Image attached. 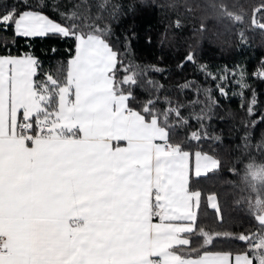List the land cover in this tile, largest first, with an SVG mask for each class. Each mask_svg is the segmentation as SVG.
Returning a JSON list of instances; mask_svg holds the SVG:
<instances>
[{
  "label": "snow or ice",
  "instance_id": "1",
  "mask_svg": "<svg viewBox=\"0 0 264 264\" xmlns=\"http://www.w3.org/2000/svg\"><path fill=\"white\" fill-rule=\"evenodd\" d=\"M219 10L243 20L225 4ZM261 12L264 0L251 21L264 30L255 18ZM60 15L58 22L32 6L0 12V32L74 41L58 77L36 79L41 65L31 53L0 54V264H264V166L250 163L244 176L255 194L246 202L257 231L205 228L189 162L194 155L199 178L221 161L172 140L173 129L187 123L181 106L158 96L133 106L142 73L129 63L117 79L122 61L106 39L107 25L86 23L91 18L76 11ZM0 41L7 50L8 39ZM186 59L193 62L194 54ZM218 90L227 95L222 85ZM256 104L253 92L249 116ZM202 131L190 137L199 141ZM207 200L222 224L216 193ZM218 239L246 248L209 251Z\"/></svg>",
  "mask_w": 264,
  "mask_h": 264
},
{
  "label": "trees",
  "instance_id": "2",
  "mask_svg": "<svg viewBox=\"0 0 264 264\" xmlns=\"http://www.w3.org/2000/svg\"><path fill=\"white\" fill-rule=\"evenodd\" d=\"M261 3L262 0H0V12L11 6L19 10L32 6L59 22L63 20L60 13L76 11L91 18L86 23L107 25L106 39L122 61L116 69L117 79L129 63L139 66L142 73L132 88L133 106L150 96H158L160 101L167 99L173 107L181 106V116L187 123L173 129L172 140L182 142L185 150L193 154L201 151L221 161L219 170L207 176L197 178L190 170L192 188L202 192L200 223L207 229L240 233L258 229L246 202L255 198L244 180L247 165L264 166V122L250 124L264 117V76L259 75L264 72V31L251 24L252 12ZM221 4L242 14V22L224 17L219 10ZM256 20L264 22V12L258 13ZM0 37L9 41L7 50L0 41V54L31 53L38 58V80L46 72L60 76L74 48L73 40L56 35L13 37L11 28L7 33L0 32ZM190 52L194 54L193 62L186 59ZM221 85L226 96L218 90ZM253 92L257 104L249 116L246 106ZM156 107L166 105L158 103ZM201 129L199 141L190 137ZM213 192L218 197L222 224L207 200ZM193 247H199V242L194 240ZM245 248L238 240L218 239L208 250Z\"/></svg>",
  "mask_w": 264,
  "mask_h": 264
},
{
  "label": "rangeland",
  "instance_id": "3",
  "mask_svg": "<svg viewBox=\"0 0 264 264\" xmlns=\"http://www.w3.org/2000/svg\"><path fill=\"white\" fill-rule=\"evenodd\" d=\"M190 170L191 171H193V169H194V164H195V157H194V155L190 158ZM194 171H195V169H194Z\"/></svg>",
  "mask_w": 264,
  "mask_h": 264
},
{
  "label": "water",
  "instance_id": "4",
  "mask_svg": "<svg viewBox=\"0 0 264 264\" xmlns=\"http://www.w3.org/2000/svg\"><path fill=\"white\" fill-rule=\"evenodd\" d=\"M253 13V12H252ZM256 18V17H255ZM251 21H252V16H251ZM251 24H252V22H251ZM252 26L254 27V28H259V27H256V26H254L253 24H252ZM260 29V28H259ZM264 31V30H263Z\"/></svg>",
  "mask_w": 264,
  "mask_h": 264
},
{
  "label": "crops",
  "instance_id": "5",
  "mask_svg": "<svg viewBox=\"0 0 264 264\" xmlns=\"http://www.w3.org/2000/svg\"><path fill=\"white\" fill-rule=\"evenodd\" d=\"M201 171L203 172V169H201ZM194 173H195V171H194V169H193V171H192V174L195 176V174H194Z\"/></svg>",
  "mask_w": 264,
  "mask_h": 264
},
{
  "label": "bare ground",
  "instance_id": "6",
  "mask_svg": "<svg viewBox=\"0 0 264 264\" xmlns=\"http://www.w3.org/2000/svg\"><path fill=\"white\" fill-rule=\"evenodd\" d=\"M255 73H256V75H257V72H255ZM256 75H255V76H256Z\"/></svg>",
  "mask_w": 264,
  "mask_h": 264
},
{
  "label": "built area",
  "instance_id": "7",
  "mask_svg": "<svg viewBox=\"0 0 264 264\" xmlns=\"http://www.w3.org/2000/svg\"><path fill=\"white\" fill-rule=\"evenodd\" d=\"M254 75H256V73H254Z\"/></svg>",
  "mask_w": 264,
  "mask_h": 264
}]
</instances>
